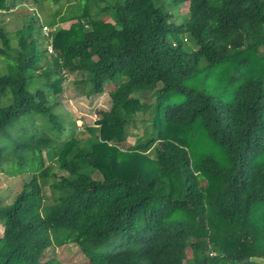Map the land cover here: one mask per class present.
I'll use <instances>...</instances> for the list:
<instances>
[{"label": "trees", "instance_id": "trees-1", "mask_svg": "<svg viewBox=\"0 0 264 264\" xmlns=\"http://www.w3.org/2000/svg\"><path fill=\"white\" fill-rule=\"evenodd\" d=\"M172 2L187 3L180 24L154 0H85L67 28H52L60 11L49 25L32 16L14 49L0 25V173L31 175L0 203V264H63L45 258L53 240L75 243L81 264H261L264 0ZM74 73L86 96L114 84L86 137L57 110ZM147 112L149 134L125 147Z\"/></svg>", "mask_w": 264, "mask_h": 264}, {"label": "rangeland", "instance_id": "rangeland-1", "mask_svg": "<svg viewBox=\"0 0 264 264\" xmlns=\"http://www.w3.org/2000/svg\"><path fill=\"white\" fill-rule=\"evenodd\" d=\"M114 0H105V2H113ZM158 6H161L163 10L171 14L170 20L174 23H182L187 14V3L181 5H174L172 0H154ZM85 0H74L70 4L59 3L54 4L51 0H37L32 2L29 0L26 3L18 4L15 8L0 10V25L3 26L8 32L11 38L12 49L16 48L15 31L21 28L24 24H27L31 20L32 16L37 17L36 25L41 23L54 24L55 21L53 13L60 11L59 22L55 23L52 28L63 27L67 28L71 21L63 22L61 20L64 17L76 14L77 6L84 3ZM103 4V3H102ZM98 10H94L92 13H98ZM103 20L112 21L109 16H102ZM187 35H184L183 46L186 50H192L196 48L193 41L187 40ZM8 59L0 55V71L6 72V64ZM81 75L79 73L70 74L67 80L63 84V92L59 95V104L57 110L61 112L64 117H69L76 120L77 129L76 133L78 137H86L88 135L86 131L87 126H96V120L100 117L101 112L106 111L110 106L109 91L114 87L113 83L105 84V91L101 94H92L86 96L81 93V86L76 84V80H80ZM140 101L150 103L154 100V96L151 92H143L137 94ZM147 113H138L135 120L130 123V134L124 143L125 147L133 145L139 138L145 137L149 134L150 128L147 124ZM36 123L42 125V119L38 118ZM69 135L68 131H65L60 140L66 139ZM53 170L61 173L57 163H53ZM30 174H22L18 176H7L0 173V203H10L14 196L21 190L25 181L30 178ZM95 178H100L101 175L98 172L93 174ZM44 193L47 196L46 203L52 201L51 190L46 184L44 186ZM3 226L0 222V235H2ZM112 245L103 246L101 250H109ZM45 258L55 257L63 264H81L87 260L85 255L78 249L77 245L72 242H65L63 244H57L54 242L52 245L44 251ZM190 250L187 249V257H190ZM254 260L264 264L263 258H255Z\"/></svg>", "mask_w": 264, "mask_h": 264}, {"label": "built area", "instance_id": "built-area-1", "mask_svg": "<svg viewBox=\"0 0 264 264\" xmlns=\"http://www.w3.org/2000/svg\"><path fill=\"white\" fill-rule=\"evenodd\" d=\"M50 30V28L48 26H44L43 27V31L45 32V35H48V31ZM51 42V41H50ZM49 42V44L47 45L48 48V52L51 53L52 52V45Z\"/></svg>", "mask_w": 264, "mask_h": 264}]
</instances>
